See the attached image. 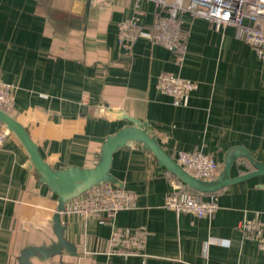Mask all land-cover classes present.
<instances>
[{
  "label": "crops",
  "instance_id": "0c3cea01",
  "mask_svg": "<svg viewBox=\"0 0 264 264\" xmlns=\"http://www.w3.org/2000/svg\"><path fill=\"white\" fill-rule=\"evenodd\" d=\"M182 9L179 52L139 35L152 30L154 0H114L105 10L88 0H0V80L14 87L11 116L52 169L92 168L103 142L131 126L129 119L173 160L178 151L211 155L215 179L226 156L230 178L252 171L242 150L264 163V65L234 26L216 29ZM130 19L134 37L121 46L118 26ZM163 72L195 83L186 106L157 90ZM110 174L134 194V206L112 218L83 219L69 212L70 202L60 221L76 255L32 264H264L257 242L238 230L243 221L264 223V176L214 193V216L198 218L163 207L179 183L141 145L117 149ZM56 207L57 195L9 133L0 147V264H19L22 249L55 240ZM138 228L147 233L140 254H107L113 229Z\"/></svg>",
  "mask_w": 264,
  "mask_h": 264
},
{
  "label": "built area",
  "instance_id": "2783aa9c",
  "mask_svg": "<svg viewBox=\"0 0 264 264\" xmlns=\"http://www.w3.org/2000/svg\"><path fill=\"white\" fill-rule=\"evenodd\" d=\"M114 0H90L98 10L111 7ZM187 6L181 8L170 0H154L157 13L154 16L151 32L140 33L153 44L170 51L184 50L183 32L176 18L177 13L188 11L197 18L212 23L216 29L223 26H234L244 43L255 52L264 65V0H186ZM244 20L261 26L245 24ZM135 21L124 20L118 26V42L126 46L134 37ZM156 88L171 98L174 106H186L189 95L196 88L194 82L169 74L157 76ZM14 87L0 80V109L11 116L14 104ZM9 132L0 124V147ZM174 161L190 175L204 181L214 180L218 164L211 155L201 152L178 151ZM191 193L179 183L176 189L164 197L163 207L179 213H188L198 218L213 217L217 210V198L214 194ZM135 196L131 192L111 184H99L73 200L68 208L70 213L78 214L83 219L112 218L120 211L134 206ZM264 223L258 219L243 221L238 230L244 238L257 242L264 252ZM146 231L138 228L133 231L113 229L108 241L109 255H138L143 251L146 242ZM58 264H77L63 261Z\"/></svg>",
  "mask_w": 264,
  "mask_h": 264
},
{
  "label": "water",
  "instance_id": "95a60500",
  "mask_svg": "<svg viewBox=\"0 0 264 264\" xmlns=\"http://www.w3.org/2000/svg\"><path fill=\"white\" fill-rule=\"evenodd\" d=\"M89 2L90 0H88ZM129 120L131 126L119 130L103 142L98 161L92 168L68 167L63 170H54L41 158L36 145L26 130L12 116L0 109V124L19 140L28 153L32 166L57 195L56 212L52 216L55 240L49 245L25 247L18 256L19 264H32L31 259L44 262L62 254V252H67L70 256L76 255L75 246L64 237L65 226L61 224L60 214L65 211L70 202L94 186L107 183L123 188L122 183L110 174V167L113 153L129 142L141 145L144 150L152 154L158 165L164 167L171 176L179 179L189 189L201 194H214L231 184L255 176H264V163L254 160L246 151L242 150L241 156L245 157L253 167L251 172L237 178H230V167L233 161L232 157L226 156L223 173L217 179L204 181L195 178L166 154L156 139L150 136L145 126H141L136 120Z\"/></svg>",
  "mask_w": 264,
  "mask_h": 264
},
{
  "label": "trees",
  "instance_id": "16d2710c",
  "mask_svg": "<svg viewBox=\"0 0 264 264\" xmlns=\"http://www.w3.org/2000/svg\"><path fill=\"white\" fill-rule=\"evenodd\" d=\"M248 165H249V170L251 169V170H253V167L249 164V163H247ZM250 172V171H249ZM245 173H247V172H244V174ZM173 177V176H172ZM178 183H180L181 185H182V187H183V189H185V190H187V191H189V192H191V193H195V194H201V193H198V192H195V191H193V190H191V189H189L186 185H184L179 179H177V178H175V177H173ZM103 184H107V183H103ZM203 195H207V194H203Z\"/></svg>",
  "mask_w": 264,
  "mask_h": 264
}]
</instances>
